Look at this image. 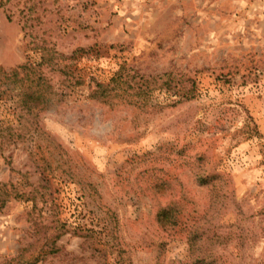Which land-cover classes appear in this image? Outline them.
Wrapping results in <instances>:
<instances>
[{
    "label": "rangeland",
    "instance_id": "obj_1",
    "mask_svg": "<svg viewBox=\"0 0 264 264\" xmlns=\"http://www.w3.org/2000/svg\"><path fill=\"white\" fill-rule=\"evenodd\" d=\"M0 264H264V0H0Z\"/></svg>",
    "mask_w": 264,
    "mask_h": 264
},
{
    "label": "trees",
    "instance_id": "obj_2",
    "mask_svg": "<svg viewBox=\"0 0 264 264\" xmlns=\"http://www.w3.org/2000/svg\"><path fill=\"white\" fill-rule=\"evenodd\" d=\"M24 67H28L23 65ZM30 71L33 70V73H35V71L37 70V73L34 76H29L28 72L26 71V74L24 73V75H26V81H28V83L26 85H21L23 86V89L20 90V105L23 106L24 108L28 109L29 113L30 111H32L34 108H36V104H43L46 102V89H47V85H46V78H44V76L42 75V73L38 72V67L34 66V67H29ZM28 68V69H29ZM18 73L16 71L13 72V75H17ZM115 79L114 77H112L110 79V82H113ZM20 81L22 82V78H20ZM22 88V87H21ZM115 87L112 85L110 86L109 84L103 85L102 83H96L95 87L93 88V90L91 91V93L89 94V96L95 100H100L102 101V99H106L109 95V93L112 92V90ZM38 102V103H37ZM36 115V114H35ZM197 184H203L207 182V179L197 175L195 176V179ZM173 203V200L170 201V204ZM166 209H168V212L170 213L171 211H173L174 213H176L177 208L173 207L171 208L170 205L169 207H163V211L165 212ZM197 229L196 230H192L191 233L189 234L190 239L189 241L190 246L192 245L193 249H196V244L194 243V239L197 237ZM197 256V255H196ZM198 257H196L197 259Z\"/></svg>",
    "mask_w": 264,
    "mask_h": 264
}]
</instances>
